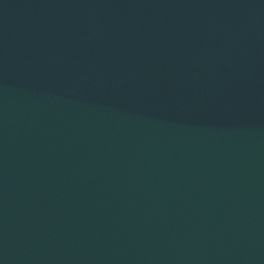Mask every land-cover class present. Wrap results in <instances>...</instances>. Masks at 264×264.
I'll use <instances>...</instances> for the list:
<instances>
[{"label": "water", "instance_id": "water-1", "mask_svg": "<svg viewBox=\"0 0 264 264\" xmlns=\"http://www.w3.org/2000/svg\"><path fill=\"white\" fill-rule=\"evenodd\" d=\"M0 264H264V0H0Z\"/></svg>", "mask_w": 264, "mask_h": 264}]
</instances>
